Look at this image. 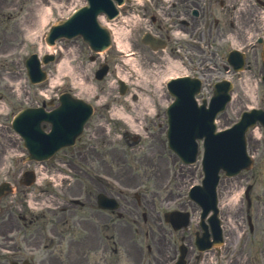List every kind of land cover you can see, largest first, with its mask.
Instances as JSON below:
<instances>
[{
	"label": "flooded vegetation",
	"instance_id": "flooded-vegetation-1",
	"mask_svg": "<svg viewBox=\"0 0 264 264\" xmlns=\"http://www.w3.org/2000/svg\"><path fill=\"white\" fill-rule=\"evenodd\" d=\"M167 3H161V11L164 21H161V30L159 36L168 41L169 46L173 48L182 47L185 52L194 54L199 53L200 41L208 42V37L223 39L228 37L232 31L233 10L230 0H165ZM216 7L220 10L219 19L216 17ZM240 16L237 27L243 30V35L239 37L243 43L247 59L249 58L255 66L261 67L264 62V42H262L264 26L259 18V14L248 9L247 13L235 14ZM178 34L177 37H173ZM255 34V37L252 35ZM251 36V39L249 37ZM207 37V40H206ZM82 160H86L83 156ZM114 179L120 180L113 175ZM113 181V180H112ZM90 193L86 192L85 199L88 204H82V214H79L77 221L84 231L83 251L84 255L91 250L100 247L99 240L102 233L108 239L113 236L110 228L119 225V219L124 218L127 225H141L146 230V237L150 232L155 247L159 250L158 254L147 258L145 264H168L174 258L171 251V239H168L165 233L156 235L155 228L165 230V223L160 216L161 210L157 208L154 199L144 198L143 203H135L127 194H122L113 183H108L100 178L91 177ZM79 194L83 196V180L78 187ZM99 193H105L107 196L116 198L119 203L117 210L99 209L92 203L93 197ZM121 199V200H120ZM68 210V209H67ZM75 214L76 211L70 209ZM83 217V218H82ZM75 221V222H77ZM56 229V227H55ZM103 229V230H101ZM172 234V231H169ZM149 247V244H147ZM170 254H169V253ZM243 260V255H241ZM154 260V263L152 262ZM143 255L140 253L130 259L128 264H143ZM243 264V262H241Z\"/></svg>",
	"mask_w": 264,
	"mask_h": 264
},
{
	"label": "rangeland",
	"instance_id": "rangeland-1",
	"mask_svg": "<svg viewBox=\"0 0 264 264\" xmlns=\"http://www.w3.org/2000/svg\"><path fill=\"white\" fill-rule=\"evenodd\" d=\"M82 2L83 0H0V38H9V44H16L15 41H13V39H15L19 43V47L16 49V52H14V57L20 56L22 59H25L28 54L35 52L40 47V44L44 45L42 36L46 32L48 25L69 15L73 9L80 6ZM48 4L52 6V9L51 11L48 10V16L40 21L39 18L42 14V10L44 8L49 9L50 7ZM46 19H48V22L46 25L42 26ZM5 33L9 34L10 37ZM32 35L36 37L31 38ZM58 45L64 50L62 59L64 58L66 60L67 68L64 69L63 72L69 73V75L71 74V85L77 86V90L80 91L82 82L78 77L79 73L82 72V68L77 66V60L71 55L74 54L75 51H71L70 49H74V47L78 46L82 48V41L79 38L73 40L63 39L58 42ZM44 49L45 45L42 47L41 51L44 52ZM145 54L149 60H158V56L146 50V48ZM1 59L6 58L2 55L0 56V60ZM131 65L135 67V65ZM93 66L94 64L88 61H86L83 66V78L85 82L88 83V93L93 94L98 92L102 87L105 88V91L110 89V85L116 76L111 74L104 83H98L92 80ZM48 67L50 69V79L47 81L48 83L53 82V79L57 81L55 84L59 82L63 83V79H67V75L61 76L62 71H60L58 65H49ZM145 70L147 71V68ZM136 75L139 77L138 74ZM43 86L46 87L48 84L44 83Z\"/></svg>",
	"mask_w": 264,
	"mask_h": 264
},
{
	"label": "water",
	"instance_id": "water-1",
	"mask_svg": "<svg viewBox=\"0 0 264 264\" xmlns=\"http://www.w3.org/2000/svg\"><path fill=\"white\" fill-rule=\"evenodd\" d=\"M90 2L92 3H99L100 0H89ZM83 20V16L82 15H77L75 17L72 18L71 21H69V23L67 22V24L65 25L67 28H70V29H75V27L79 26L78 24ZM78 32H81L85 35V38H88V39H91L92 38V35L90 33H86L85 30H82V31H78ZM104 43H107V40L105 39Z\"/></svg>",
	"mask_w": 264,
	"mask_h": 264
},
{
	"label": "bare ground",
	"instance_id": "bare-ground-1",
	"mask_svg": "<svg viewBox=\"0 0 264 264\" xmlns=\"http://www.w3.org/2000/svg\"><path fill=\"white\" fill-rule=\"evenodd\" d=\"M42 1H44V0H42ZM42 14H43L44 16L47 15V10H46L45 8L42 10ZM44 16H41V17H40V20H42V19L44 18ZM44 23H45V22H44ZM44 23H43V24H44ZM114 33H115V35H117L116 31H115Z\"/></svg>",
	"mask_w": 264,
	"mask_h": 264
}]
</instances>
